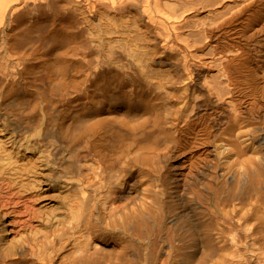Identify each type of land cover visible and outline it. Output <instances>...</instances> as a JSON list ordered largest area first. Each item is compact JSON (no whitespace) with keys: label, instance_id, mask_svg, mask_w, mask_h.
I'll use <instances>...</instances> for the list:
<instances>
[{"label":"bare ground","instance_id":"6f19581e","mask_svg":"<svg viewBox=\"0 0 264 264\" xmlns=\"http://www.w3.org/2000/svg\"><path fill=\"white\" fill-rule=\"evenodd\" d=\"M264 0H0V264H264Z\"/></svg>","mask_w":264,"mask_h":264},{"label":"rangeland","instance_id":"374dc122","mask_svg":"<svg viewBox=\"0 0 264 264\" xmlns=\"http://www.w3.org/2000/svg\"><path fill=\"white\" fill-rule=\"evenodd\" d=\"M261 113L264 115V103H262Z\"/></svg>","mask_w":264,"mask_h":264}]
</instances>
